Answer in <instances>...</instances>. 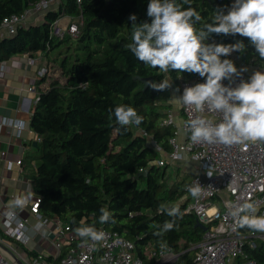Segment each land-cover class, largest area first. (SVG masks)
Returning <instances> with one entry per match:
<instances>
[{"label":"trees","instance_id":"obj_1","mask_svg":"<svg viewBox=\"0 0 264 264\" xmlns=\"http://www.w3.org/2000/svg\"><path fill=\"white\" fill-rule=\"evenodd\" d=\"M40 1L0 0V28L5 18L22 15ZM149 2L65 0L57 11L47 13L44 24L21 26L16 34L0 38V61L22 54L35 57L38 52L47 59L48 73L38 82L39 100L32 118L41 142L34 156L27 154L25 166L27 178L41 199L42 218H57L72 232L83 223L117 233L132 241L138 256L148 264H157L158 260L145 256L147 248L161 244L179 256L175 264H194L191 248L202 240L204 230L198 226L197 216L187 212L191 181L184 177L171 185L169 164L158 163L163 153L173 151L170 140L176 135L175 127L161 125L167 114L157 104L170 89L146 88L141 79L159 83L168 75L180 84L199 74L162 73L139 61L127 48L132 42L133 22L129 17L135 15L136 23L150 22ZM177 3L183 4V0ZM233 3L190 0L202 17L196 27L211 23L217 10L226 13ZM62 16L83 18L78 38L60 40L52 36L53 24ZM241 40L246 50L236 53L243 64L264 69V59L248 38L212 34L208 42L230 44ZM122 104L135 108L143 117L140 125L121 128L114 109ZM176 204L180 212L175 218L161 208ZM102 208L112 214V220L103 224L99 221ZM173 219V229L163 232V224ZM157 232L162 234L158 236ZM241 232L252 230L241 228ZM77 244L66 242L53 264H62ZM249 252L258 264H264V242Z\"/></svg>","mask_w":264,"mask_h":264},{"label":"clouds","instance_id":"obj_2","mask_svg":"<svg viewBox=\"0 0 264 264\" xmlns=\"http://www.w3.org/2000/svg\"><path fill=\"white\" fill-rule=\"evenodd\" d=\"M183 4H188L187 8ZM150 0L147 16L150 22L136 23L137 17L131 15L132 42L127 48L142 63L158 68L162 73L169 71L189 72L199 74L204 78L203 83L186 87L181 96L174 98L177 108L193 106L197 112L222 114L219 123L197 116L187 123L190 129V140L195 144L233 145L247 141H264V70L254 72L248 80H242L232 86L233 77L247 71L238 70L234 61L222 59L234 52L243 53L246 50L244 42L209 43L212 34L240 35L248 38L261 59H264V0H234L230 9L225 13L217 10L211 23L197 28L202 17L191 7L190 0ZM229 80L226 86L223 81ZM151 88L157 91L168 90L172 81L167 77L159 82H152ZM116 122L125 128L132 124L140 125L143 117L137 114L135 108L128 105H118L114 109ZM8 123V121H5ZM17 134L26 127L23 120L12 122ZM192 197H199L202 188L200 184L187 187ZM33 194L27 192L15 196L4 213L8 224L15 223L18 229H23L17 210H23L32 201ZM161 208L169 217H177L179 204ZM99 221L101 224L112 220V214L102 208ZM255 201L244 200L230 209V215L239 228L264 233V214ZM41 220L35 225L36 230L42 229ZM175 220L166 221L162 231L173 229ZM77 235L83 243L88 240L100 242L105 240L103 230L95 226L81 224L76 228ZM161 235V232L155 233ZM27 243V237L24 240ZM161 244V248H165Z\"/></svg>","mask_w":264,"mask_h":264},{"label":"built area","instance_id":"obj_3","mask_svg":"<svg viewBox=\"0 0 264 264\" xmlns=\"http://www.w3.org/2000/svg\"><path fill=\"white\" fill-rule=\"evenodd\" d=\"M64 1L41 0L24 14L5 18L1 27L7 30L8 36H12L17 33L19 27L25 26L27 18L32 13L47 14L49 11H57ZM78 2L81 3V0ZM64 18L65 16H62L54 22L52 36L60 40L67 36L78 38L84 22L83 18L67 17L69 20L66 23L63 21ZM37 60L31 57L30 63L36 65ZM47 73L46 66L40 67L39 79ZM249 78L247 72L242 71L240 75L233 77L235 83L232 86ZM203 82L204 78L200 76L192 81H184L181 83V91L183 93L186 87ZM223 83L227 86L230 81L224 80ZM38 100L39 96L37 102ZM183 114L184 120L180 127H177L172 113L161 121L164 127H175L176 135L170 140L173 151L169 154V159H160L158 163L160 166H166L169 162L182 161L186 155L198 163L199 172L190 186L198 183L202 192L195 198L190 194L187 212L195 214L207 230L204 231L202 240L191 248L195 256L194 264H258L251 258L249 250L255 249L257 243L264 242V233L257 231L242 233L241 228L231 217L230 209L244 200H251L260 207L259 214H264V143L263 141H247L230 146L220 143L195 144L190 140L191 132L187 123L197 116L219 123L222 120V114L209 112L207 109L204 112H197L193 106L183 107ZM144 135L147 134L144 133ZM181 135H183L182 139ZM159 150L162 149L159 148ZM22 162L20 160L18 163L22 164ZM40 202L41 199L38 198L32 206V212L42 218L39 214ZM19 221L23 224V229H18L15 223L8 224L7 218L4 225L6 233L24 242L25 237L28 240L26 225L23 221ZM101 230L106 234L105 240L100 242L88 240L87 243H83L69 226H62L61 234L66 238V242H78L63 259L62 264H148L145 259L138 256L132 241L106 229ZM63 245L62 242L57 243L56 247L61 251ZM145 256L157 259V264H175L179 259V256L167 246L163 249L161 246L157 248L149 246ZM0 264H16L1 245ZM34 264L48 263L40 257Z\"/></svg>","mask_w":264,"mask_h":264},{"label":"crops","instance_id":"obj_4","mask_svg":"<svg viewBox=\"0 0 264 264\" xmlns=\"http://www.w3.org/2000/svg\"><path fill=\"white\" fill-rule=\"evenodd\" d=\"M46 15V13H32L27 18L25 27L44 24ZM68 20L69 18L65 17L63 21L66 23ZM7 36V30L1 27L0 38ZM40 53L38 52L35 56L38 59L36 65L30 63L31 56L28 54L17 55L7 61H0V228L3 234V236L0 234V245L15 260L16 264H34L37 255L48 264H53L60 254L56 244L66 243V238L61 234L63 222L57 218L43 220L39 215L32 212V206L37 201L38 195L32 182L27 178L25 168L27 154L34 156L41 142L40 135L32 127V118L39 96L37 91L40 81L38 70L40 67L47 66V59ZM226 57L238 64V70L246 68L249 76L256 71H261L252 65L243 64L241 57L236 52ZM180 87L181 83L178 86L176 83L172 84L169 92L157 102L164 114L168 116L172 113L174 115L177 127H180L184 120L183 107L177 108L174 103V98L182 95ZM17 120H23L26 123L21 134H17L12 127V122ZM182 138L183 135H181ZM166 159H169L168 154H166ZM20 160L23 161L22 164L18 163ZM171 164L178 167L179 173L190 172L192 180L199 172L198 165L188 155L182 161ZM183 167L184 169H179ZM27 192L33 194L31 203L23 210H17L19 220L26 225L28 240L25 243L6 233L4 225L6 216L4 213L8 210V205L15 196ZM189 202L190 200H188ZM41 220L44 221V226L38 231L35 225Z\"/></svg>","mask_w":264,"mask_h":264},{"label":"rangeland","instance_id":"obj_5","mask_svg":"<svg viewBox=\"0 0 264 264\" xmlns=\"http://www.w3.org/2000/svg\"><path fill=\"white\" fill-rule=\"evenodd\" d=\"M64 20V19H63ZM53 54H55V53H53ZM232 55H233V53H232ZM166 77L170 80V81H172V79H170V77L168 76V75H166ZM172 84H174L173 83V81H172ZM177 86H178V84H177ZM181 88V87H180ZM168 157V156H167ZM163 159H166V154H164V157H163ZM167 160V159H166ZM169 164V166H168V171H169V173H172V176H171V179H170V184L172 185L176 180H179V179H181V177H188L189 176V180L191 181L192 180V174L189 172H187L186 174L184 173V174H182V173H179L178 172V167L177 166H173V164H171L170 165V163H168ZM197 165H198V163H196ZM177 167V168H176ZM179 169H184V167L183 168H179ZM170 257H168V259H169Z\"/></svg>","mask_w":264,"mask_h":264},{"label":"water","instance_id":"obj_6","mask_svg":"<svg viewBox=\"0 0 264 264\" xmlns=\"http://www.w3.org/2000/svg\"><path fill=\"white\" fill-rule=\"evenodd\" d=\"M141 80L145 83L146 88H147V87H150L151 83L154 82L153 79H151V78H148V79H143V78H142ZM263 143H264V141H263ZM146 172H147V171H146ZM198 226L201 227L204 231L207 230V227H206L203 223H201V222H199V221H198ZM10 254H11L13 257H15V255H14L13 253L10 252Z\"/></svg>","mask_w":264,"mask_h":264}]
</instances>
